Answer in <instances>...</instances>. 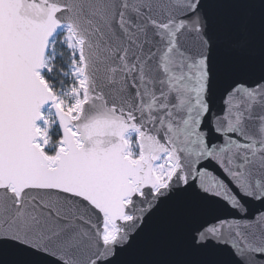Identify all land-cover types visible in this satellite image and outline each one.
Listing matches in <instances>:
<instances>
[{"label":"snow or ice","instance_id":"obj_1","mask_svg":"<svg viewBox=\"0 0 264 264\" xmlns=\"http://www.w3.org/2000/svg\"><path fill=\"white\" fill-rule=\"evenodd\" d=\"M0 264H264V0H0Z\"/></svg>","mask_w":264,"mask_h":264},{"label":"water","instance_id":"obj_2","mask_svg":"<svg viewBox=\"0 0 264 264\" xmlns=\"http://www.w3.org/2000/svg\"><path fill=\"white\" fill-rule=\"evenodd\" d=\"M216 216H227L228 212L225 208H218L217 211L214 213Z\"/></svg>","mask_w":264,"mask_h":264}]
</instances>
